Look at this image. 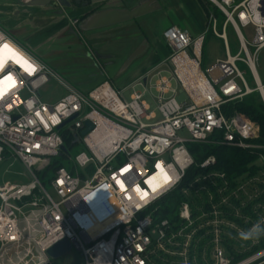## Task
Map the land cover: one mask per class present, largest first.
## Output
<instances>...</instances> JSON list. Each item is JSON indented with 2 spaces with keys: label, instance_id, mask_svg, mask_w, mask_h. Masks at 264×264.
I'll return each mask as SVG.
<instances>
[{
  "label": "built area",
  "instance_id": "built-area-1",
  "mask_svg": "<svg viewBox=\"0 0 264 264\" xmlns=\"http://www.w3.org/2000/svg\"><path fill=\"white\" fill-rule=\"evenodd\" d=\"M212 1L226 15L222 31L211 14L205 34L194 37L177 26L165 32L172 52V77L181 83L191 103H180L175 96L165 98L175 90L171 79L161 75L155 88L161 93L158 108L162 119L152 123L143 120L155 116L148 112L143 93L135 91L126 100L123 90L110 79L85 93L0 28V46L9 44L36 69L30 74L13 60L0 68V81L8 75L15 81L11 87L0 84V90L6 89L0 94V160L6 151L12 152L32 175L26 183L0 184V264H50L53 261L46 252L63 238L71 241L70 251L76 248L83 254L80 264H160L161 260L201 264L197 254L202 236L198 232L209 226L207 233L213 238L204 246L202 260L208 255L215 264H239L224 243L223 235L229 229L223 225L239 227L224 217L222 206L234 209L237 216L234 201L243 186L230 188L225 173L201 172L182 187L184 193L206 191L212 206L209 210L199 206L201 213L194 216L191 203L184 201L178 208L179 221L155 215L157 203L180 188L187 171L196 164L188 143L217 142L244 149L260 146L253 142L260 136L259 124L231 104L254 92L264 102V84L256 68L264 48V0ZM228 23L233 24L240 42L236 55L231 54L227 41ZM251 25L254 36L248 40L242 29ZM210 31L224 39L226 57H218L204 69L203 49ZM182 56L186 60L178 61ZM239 61L248 65L255 87L247 82ZM51 78L66 90L55 102L43 100L40 93ZM86 121L94 127L82 135ZM184 130L187 137L181 135ZM67 134H72L74 142L80 136L91 151V155L79 153L75 160L82 168L92 166L93 172L77 170L75 174L59 167L50 181L52 194L39 173L67 152ZM216 163V157L210 155L198 166L206 169ZM155 174H159L157 182L150 183ZM207 182L213 184L214 192ZM26 197L33 199L23 203ZM112 217L116 220L111 225L92 231L97 223ZM262 258L264 252L243 264Z\"/></svg>",
  "mask_w": 264,
  "mask_h": 264
},
{
  "label": "rangeland",
  "instance_id": "rangeland-1",
  "mask_svg": "<svg viewBox=\"0 0 264 264\" xmlns=\"http://www.w3.org/2000/svg\"><path fill=\"white\" fill-rule=\"evenodd\" d=\"M205 2H208L210 5V15L215 14L217 21H218V30L222 31L223 24L225 21V17L222 15V13L219 10L218 6L213 2L212 0H204ZM239 2V0H237ZM218 8V10H217ZM84 19H76L69 21V26L71 29V32L74 34L67 35L66 37L60 39L58 38L54 46L48 50V52H45L44 55L40 54L41 56H38L40 59L48 62V64L57 70L61 75L65 77V79H68L72 84L77 86L79 89L84 91L85 93H89L91 90H93L96 86H98L100 83L105 81V79H110L115 84V87L117 89H122V95L126 100L131 99V95L135 92H141L144 94V99L149 105V113H154L155 116L151 119L143 118L144 122L152 123L155 121H158L162 119V114L158 108L159 102L158 98L161 96V93L155 88V85L160 78V76H166L169 79H171L172 82V88L175 90V92H170L166 95H164L165 98H172L175 96L177 100L180 103L188 102L191 103V100L182 87L181 83H179L176 78L172 77V66L170 64L169 60H166L165 64L160 66L158 69H156L151 76H149L147 82L145 83L143 80L141 82H131L128 83L126 81H121V76L119 77V72H122L123 69H126V66L129 67H138L140 70H144L147 68L148 65L147 62L149 61L148 53L154 52L153 47L154 44L152 43L151 39H148L146 37V34L143 33L141 30L138 32L139 35L143 36L142 39H136V43L139 42V44H135V39H120V45L122 48L120 50H123L125 47L123 44L127 43L128 47H133L134 50L131 53V55L128 57L127 61L123 62V64L120 62V59L117 58V55H115L116 58H112L111 56L106 57L105 55L101 54L97 51L95 48L96 43L99 44V46H103L108 44L107 41H115L116 38H113V32L109 31L108 28L101 29L99 31L92 32V36H89L86 30H83L80 28L81 25L84 24ZM210 20V19H209ZM84 21V22H83ZM65 25V23H63ZM58 25V24H57ZM243 32L248 40H251L254 36L253 32V26L244 27ZM67 33V30L65 31ZM102 34V35H101ZM226 34H227V41L229 44V48L231 51V54L236 55L240 51V42L238 40L237 34L235 32V29L233 27V24L228 23L226 27ZM12 35V34H11ZM101 35V36H99ZM13 36V35H12ZM112 36V37H111ZM165 36V33H164ZM14 39H16L19 43V38H16L13 36ZM125 40V42H124ZM170 48V47H169ZM205 50H206V56L204 58L203 68L206 69L209 66H211L216 59L219 58H225L226 57V49H225V42L224 39L219 36H217L213 31H210L206 37L205 41ZM250 50L253 51L254 48L250 46ZM30 51V50H29ZM126 51V49H125ZM124 52V51H123ZM241 55H244L242 52ZM135 56V57H134ZM123 58V56H121ZM133 57V58H132ZM131 58V60H130ZM116 59V61H115ZM154 60V59H153ZM142 63H140V62ZM138 63V65H137ZM149 63V62H148ZM135 64V65H134ZM117 67L116 69H111L112 66ZM137 65V66H136ZM146 65V66H145ZM238 67L240 70H242L247 82L250 86L255 87V81L253 78V75L248 67V65L243 62H238ZM260 80L264 84V48L261 50L258 58V62L256 65ZM118 70V71H117ZM158 71H162L161 75L158 74ZM118 73V74H117ZM123 73V72H122ZM121 73V74H122ZM99 78V79H98ZM120 78V79H119ZM125 88V89H124ZM40 93L42 95L43 100L48 102H55L58 99H60L64 94H66V90L54 79L51 78L49 82H47L42 88L40 89ZM187 131H182L181 135L187 137L188 136ZM257 139V138H256ZM254 142V141H253ZM256 145H260L254 142ZM262 149L263 146H256L248 148L247 150H256V149ZM86 152L89 155H91V151L88 149L86 144L82 141L75 143L72 147L67 149V152L65 153V157H61V161L64 164V167H66L70 171H74L76 174L77 170L80 173L84 174H92L93 167L88 166L85 168H82L78 165V163L75 160V157L78 156L79 153ZM123 155L120 156V160H123ZM54 173L50 171V176L52 178L54 177ZM32 179V175L30 174V171L26 166L21 162L20 159H18L12 152L6 151L3 154V159L0 160V184H3L6 181H10L13 183H26ZM260 179V178H255ZM46 184V188L54 194V192L51 189L50 183H44ZM243 192L248 195L247 200H250L252 198H255L257 195L262 194L264 192V189H261L256 183H245L242 185ZM33 199V197H26L24 199V202H27L28 200ZM246 202V200H245ZM245 204V203H244ZM241 213V212H240ZM178 214V210L174 211L173 214L170 215L172 217L173 215ZM241 218H245V222L249 220V217L240 214ZM158 217H163L162 212L158 214ZM264 217V213H261L260 218ZM241 229H245L242 226H239L237 232H239ZM225 236L227 238H232L234 240V248L241 253L246 254L249 250L252 249V247L257 244V239L255 240H249V241H242L238 237V233H232L229 230L225 231ZM264 252V249L260 250L259 252L255 253V255ZM199 257V254H197ZM203 255V252H202ZM255 256L254 254H252ZM252 255L247 256L243 259H240L238 262L239 264H243L246 259L253 257ZM204 256V255H203ZM211 257V256H210ZM53 262L50 264H80L84 260L83 254L77 250L76 248H73L72 251H70L68 254L63 255L59 258H52ZM204 264H215L208 258V255H206L204 259ZM254 264H264V259H259Z\"/></svg>",
  "mask_w": 264,
  "mask_h": 264
},
{
  "label": "crops",
  "instance_id": "crops-1",
  "mask_svg": "<svg viewBox=\"0 0 264 264\" xmlns=\"http://www.w3.org/2000/svg\"><path fill=\"white\" fill-rule=\"evenodd\" d=\"M88 1H91L90 4ZM139 7L144 10L139 17L125 22L87 28L86 31L89 36H92V32L105 28L113 32L112 36L116 38L115 41H107L109 43L103 46L96 43L98 46L95 48L106 57L111 56V59L116 58L115 55H117L122 64L127 61L135 45L127 48L128 44L125 43L123 44L125 48L120 50L122 44L120 45L119 40L135 39L137 45L139 42L136 43V39L143 38L138 32L141 30L145 33L154 44V52L148 53L149 63L145 65L147 68L140 70L137 63V67L133 66L129 69L126 66V69L122 70L123 73L119 72L121 81L141 82L148 80L156 69L169 60L172 52L164 36L166 30L177 26L194 37L205 34L209 26L210 12L205 8L203 0H99L97 2H92V0H35L28 3L23 0H0V28L19 38L21 43L14 40L31 53L41 56L40 54L44 55L54 46L58 38L62 39L74 34L71 32L69 21L83 18L86 20L87 16L98 8L128 10ZM113 66L109 67L117 68ZM161 72L158 71V74L161 75Z\"/></svg>",
  "mask_w": 264,
  "mask_h": 264
},
{
  "label": "trees",
  "instance_id": "trees-1",
  "mask_svg": "<svg viewBox=\"0 0 264 264\" xmlns=\"http://www.w3.org/2000/svg\"><path fill=\"white\" fill-rule=\"evenodd\" d=\"M203 3L205 8L210 11L211 8L208 2H205L203 0ZM218 11L222 13L226 20V15L221 10V8H219ZM205 49L206 48L204 45L203 63L206 56ZM231 105L233 106V108L239 110L244 116H247L248 118L259 124L261 133L260 136L254 140V142L262 145L263 148L251 151L235 146L230 147L229 145H224L217 142L188 143V149L190 150L196 164H194L187 171L181 187L172 191L157 203L159 209L155 213V215H158L160 214V212H162L163 217H169L174 220V222L179 221L178 214H174L172 217H170V215L173 214L174 211L178 210L179 206H181V203H183L184 201H188L191 203L194 216H197L201 213V211L198 209L199 206H206V209L209 210L212 206L209 204V202H207L208 194L206 191L201 192L200 194H197L194 191H191L190 193H184L182 189V187L188 186L190 181L194 179V177L199 173L207 172L209 170H216L225 173V175L227 176L226 179L230 183V188H236L238 186H242L245 183L251 182L256 183L261 189H264V161L261 157H264V102L261 98L260 93L254 92L247 95L243 100L237 101ZM65 143L68 148L74 145V138L72 134L66 135ZM210 155H214L216 157L217 163L214 166H210L206 169L199 167L198 165ZM65 156L66 154L63 153L62 155L55 157L47 170L41 171L39 173V177L43 183H50L52 179V176H50V171L55 174L56 171L59 170V167L64 166L61 161V157ZM74 171L75 170L71 172L74 173ZM255 178L260 179L257 180ZM218 181L221 185L222 180L218 179ZM207 183L214 192L215 188H213V184L211 182ZM240 192L241 193L239 199L234 201L236 207H238L239 214L237 216L235 215V210L226 205H223L222 209L224 210V217H227V219L236 222L238 227L242 226L246 229L260 218L261 213H264V192L250 200H247L248 195L245 194L243 190H240ZM240 214L248 216L249 220L245 222V218H241ZM223 226L225 228H228L233 233H238L237 230L233 228L225 225ZM211 227L209 226L207 228L210 229ZM207 228H203L198 232V236H202L198 250L201 264H204V261L201 258V253L204 249V246L207 244V241H210L213 238L212 233H207ZM223 236L225 237L224 243L229 253L234 255V262H238L240 259H243L264 249V236L257 239V244H255L252 249L249 250L246 254H241L236 250V248H234V240L232 238H227L225 234ZM165 256L169 255L165 254ZM160 264H171V262L164 263L161 260Z\"/></svg>",
  "mask_w": 264,
  "mask_h": 264
},
{
  "label": "water",
  "instance_id": "water-1",
  "mask_svg": "<svg viewBox=\"0 0 264 264\" xmlns=\"http://www.w3.org/2000/svg\"><path fill=\"white\" fill-rule=\"evenodd\" d=\"M35 0H32L30 2H33ZM99 0H92V2H97ZM91 2V1H90ZM88 1V3L90 4ZM264 10V8L262 9ZM144 13V10L139 8H133L128 10H116V9H99L92 12L89 16H87L86 20H84V24L80 26V28L83 30H86L87 28H96L99 26H106L110 24L125 22L128 20H132L136 17H139ZM264 14V11H263ZM135 57V56H134ZM133 58V57H132ZM131 60V58H130ZM86 128L82 130L81 134L86 135L89 133L93 127L94 124L91 121H86ZM81 141L80 136L77 137L74 144ZM62 150H66V146H63ZM72 243L68 238H63L56 244H54L52 247H50L46 254L48 258H59L63 255H66L71 249H72Z\"/></svg>",
  "mask_w": 264,
  "mask_h": 264
},
{
  "label": "snow or ice",
  "instance_id": "snow-or-ice-1",
  "mask_svg": "<svg viewBox=\"0 0 264 264\" xmlns=\"http://www.w3.org/2000/svg\"><path fill=\"white\" fill-rule=\"evenodd\" d=\"M8 60H13L16 63L21 64L30 74L36 70L32 64H30L27 60H24L19 53L10 47L9 44L5 43L0 46V68H2ZM0 84H7L8 87H11L14 86L15 81L11 75H8L3 81H0ZM3 90H0V94H2Z\"/></svg>",
  "mask_w": 264,
  "mask_h": 264
},
{
  "label": "clouds",
  "instance_id": "clouds-1",
  "mask_svg": "<svg viewBox=\"0 0 264 264\" xmlns=\"http://www.w3.org/2000/svg\"><path fill=\"white\" fill-rule=\"evenodd\" d=\"M262 236H264V217L257 219L250 227L238 232V237L242 241L255 240Z\"/></svg>",
  "mask_w": 264,
  "mask_h": 264
},
{
  "label": "bare ground",
  "instance_id": "bare-ground-1",
  "mask_svg": "<svg viewBox=\"0 0 264 264\" xmlns=\"http://www.w3.org/2000/svg\"><path fill=\"white\" fill-rule=\"evenodd\" d=\"M177 60L178 61L179 60L182 61V60H186V59H184L183 56H182V57L178 58ZM159 168H161V167L159 166ZM157 177H159V174H155L152 178L149 179V182L150 183L153 182V181H156L157 182ZM115 220H116V218L115 217H112V218L107 219L105 222L97 223L92 231H96V232L97 231H101L105 227L111 225L113 223V221H115Z\"/></svg>",
  "mask_w": 264,
  "mask_h": 264
}]
</instances>
